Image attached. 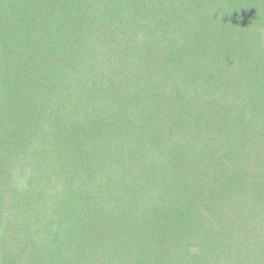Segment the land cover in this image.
Wrapping results in <instances>:
<instances>
[{"label": "trees", "instance_id": "1", "mask_svg": "<svg viewBox=\"0 0 264 264\" xmlns=\"http://www.w3.org/2000/svg\"><path fill=\"white\" fill-rule=\"evenodd\" d=\"M0 264H264V0H0Z\"/></svg>", "mask_w": 264, "mask_h": 264}]
</instances>
